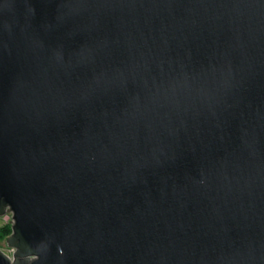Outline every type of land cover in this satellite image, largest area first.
I'll return each mask as SVG.
<instances>
[{
  "label": "water",
  "instance_id": "obj_1",
  "mask_svg": "<svg viewBox=\"0 0 264 264\" xmlns=\"http://www.w3.org/2000/svg\"><path fill=\"white\" fill-rule=\"evenodd\" d=\"M0 264H264V0H0Z\"/></svg>",
  "mask_w": 264,
  "mask_h": 264
},
{
  "label": "built area",
  "instance_id": "obj_2",
  "mask_svg": "<svg viewBox=\"0 0 264 264\" xmlns=\"http://www.w3.org/2000/svg\"><path fill=\"white\" fill-rule=\"evenodd\" d=\"M10 221L12 222V215L10 212H5L3 215L0 216V226L4 225H11ZM8 255L12 253V250L8 248Z\"/></svg>",
  "mask_w": 264,
  "mask_h": 264
},
{
  "label": "trees",
  "instance_id": "obj_3",
  "mask_svg": "<svg viewBox=\"0 0 264 264\" xmlns=\"http://www.w3.org/2000/svg\"><path fill=\"white\" fill-rule=\"evenodd\" d=\"M10 231L11 230L9 225L0 226V240L8 237Z\"/></svg>",
  "mask_w": 264,
  "mask_h": 264
},
{
  "label": "rangeland",
  "instance_id": "obj_4",
  "mask_svg": "<svg viewBox=\"0 0 264 264\" xmlns=\"http://www.w3.org/2000/svg\"><path fill=\"white\" fill-rule=\"evenodd\" d=\"M0 249L3 250L5 253H8L9 250L5 244V239L0 240Z\"/></svg>",
  "mask_w": 264,
  "mask_h": 264
}]
</instances>
